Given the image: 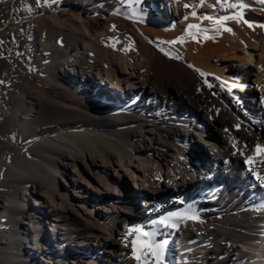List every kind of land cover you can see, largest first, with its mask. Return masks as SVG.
Instances as JSON below:
<instances>
[{
    "label": "bare ground",
    "instance_id": "obj_1",
    "mask_svg": "<svg viewBox=\"0 0 264 264\" xmlns=\"http://www.w3.org/2000/svg\"><path fill=\"white\" fill-rule=\"evenodd\" d=\"M207 1L0 9V80L16 81L0 84V264H146L129 227L163 231L166 264H264V189L248 170L264 174V4L214 0V19L235 17L221 27L198 19ZM31 24L18 71L3 42ZM189 208L198 220L153 226Z\"/></svg>",
    "mask_w": 264,
    "mask_h": 264
},
{
    "label": "snow or ice",
    "instance_id": "obj_2",
    "mask_svg": "<svg viewBox=\"0 0 264 264\" xmlns=\"http://www.w3.org/2000/svg\"><path fill=\"white\" fill-rule=\"evenodd\" d=\"M49 0H44V3H48ZM58 0H52V3H57ZM124 0H121V3H123ZM137 2L139 3L140 0H137ZM201 2H203V0H201ZM37 3H39V0H37ZM217 3H220V0H217ZM259 3L264 4V0H259ZM131 6V5H129ZM184 7H189V5L187 3L184 4ZM211 7L215 8V5H211ZM229 8H245L246 5L245 4H229L228 5ZM146 10V7L145 9ZM193 16H196V13L193 12L192 13ZM201 19H208V20H214V23H216L217 25H220L221 27L223 26L224 22L235 18V17H230V16H222L219 18L214 19L212 16L210 15H204L202 17H200ZM142 19V17H141ZM245 24H247V26L249 28L253 27V23L244 20L243 21ZM260 27H264V24L259 25ZM189 29H193V28H198V25H194V24H190ZM218 30V29H217ZM224 31L226 32H231L232 29L231 28H223ZM203 31L207 32L208 29H204ZM189 35H191V33H189ZM209 38V37H206ZM184 42V38L180 37L178 40H172V41H161V43H169V44H176V43H183ZM161 52H164V54L166 56H169L170 53L166 52L163 48L160 49ZM176 59H179V56L174 57ZM189 67H191V65H189ZM201 75H204L203 73H200ZM0 83H3V81H0ZM211 86V85H209ZM233 87H236V85H233ZM233 147H236V144H233ZM237 151H239V149H237ZM255 151L260 153V152H264V146L261 145H256ZM246 161L249 165L252 164V157L251 156H246ZM261 163H264V161H261ZM250 172H252L253 176L255 177V180L258 182L259 187L264 189V174H261L260 172L254 171L251 167H249L248 169ZM199 217L198 215H196L195 213L192 212L191 208H189V210L187 212L184 213H176L174 215H168L165 216L161 219H158L156 221L153 222V226L159 229H167V230H176L179 226V222L185 221V220H198ZM133 233H135V237L130 241L131 245H132V254L134 259H136L137 261H139L141 259L140 255H137L138 252V244L141 248L146 249V251L144 252V256L146 258V264L148 260H152L153 264H166V258H165V250H166V246L168 244V240L167 239H162V240H157L156 237L157 235H163V231H160L159 233L157 231H145L144 228L142 227H129L125 233V241L126 244L125 246H128V241H127V237L131 236ZM143 237V242L141 243V238Z\"/></svg>",
    "mask_w": 264,
    "mask_h": 264
},
{
    "label": "rangeland",
    "instance_id": "obj_3",
    "mask_svg": "<svg viewBox=\"0 0 264 264\" xmlns=\"http://www.w3.org/2000/svg\"><path fill=\"white\" fill-rule=\"evenodd\" d=\"M13 2H17V4H18V13H19L18 18L19 19H24V18L29 19L30 17H32L34 15V13L36 12L33 8L35 7V9H37L38 7L41 6V4L44 7H46L47 9H49L50 11H53L57 5V3H52V0H49V2L47 4L39 1L38 5L35 2V0H1L0 1V5H1L0 9H2V8L8 9ZM211 5H215V8L211 7ZM206 6H209V7H206ZM161 8L162 7L160 6L159 3H155V4H153L152 10L154 13H157L160 11ZM220 9L221 8L219 6H217V3L214 2V0H209L205 3L204 6H202L199 9L198 19L201 21L202 19L200 17H202L204 15H210L212 17L221 16V15H223L224 11L220 10ZM37 26L38 25H36V24H31V26H29V27H22L21 29H19L13 35V37L15 39V44H12L10 42H3L4 46L2 47L1 54L11 61V63L13 64V68L15 67L14 68L15 70L27 72L29 70V68H31L30 60H29V58H27L25 56V53L22 51V47L27 48L28 46H30L32 44L31 41L35 35L34 31L36 30ZM259 54H260L259 56H254L252 59V62H251L252 66L255 70H257V64L261 61V58L263 57L261 52ZM7 56H9V57H7ZM13 58H14V60H13ZM0 81H4L3 82L4 84H6V82H7V84H6L7 86H10V85L12 86L16 82L15 80H13V76L10 77V79L8 77H3V79ZM0 84H2V83H0ZM211 132H213V131H211ZM18 133H19V135H17ZM5 134H6V136H5ZM5 134H3V137H4L3 140L4 141L10 142V143H16L17 141H15V140L18 139L19 137H22L23 131H17V133L15 132L13 139L7 133H5ZM3 153L5 154L4 155L5 157L11 156V154H12V152H10V151H4ZM0 155H2V154L0 153ZM212 167L214 168V165L211 162V166H209L207 169V175H211V172L213 169ZM45 229L49 230L50 232H53V231H51V230H53V227L51 226V224L45 225ZM239 244L240 243H237L239 248L247 249V247L245 248V245H242V244L239 245ZM96 256H97V254H96Z\"/></svg>",
    "mask_w": 264,
    "mask_h": 264
}]
</instances>
